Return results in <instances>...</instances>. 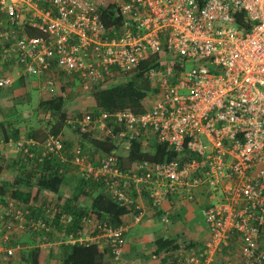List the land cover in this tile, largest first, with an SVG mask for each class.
<instances>
[{"label":"built area","instance_id":"built-area-1","mask_svg":"<svg viewBox=\"0 0 264 264\" xmlns=\"http://www.w3.org/2000/svg\"><path fill=\"white\" fill-rule=\"evenodd\" d=\"M105 8L119 22L106 23ZM150 59L153 104L141 113L86 111L72 126L125 145L166 144L174 158L126 167L119 150L94 153L76 142L72 163L124 207L139 209L134 190L147 191L155 207L168 195L212 201L205 247L183 264H264V0H0V98L30 76L54 94L63 77L47 72L92 90ZM63 138L48 135L44 155L63 153ZM84 222L86 234L68 242L102 245L120 262L128 226ZM236 235L238 253L225 252Z\"/></svg>","mask_w":264,"mask_h":264},{"label":"trees","instance_id":"trees-1","mask_svg":"<svg viewBox=\"0 0 264 264\" xmlns=\"http://www.w3.org/2000/svg\"><path fill=\"white\" fill-rule=\"evenodd\" d=\"M113 17L114 11L112 8L103 9V18L106 23L119 22V20H114ZM241 24L246 25L243 22ZM153 62V59L146 60L132 71L114 75L113 80L115 82L110 85L94 87L92 90L95 103L93 113L101 115L103 112L124 109L136 113L143 112L147 108L148 97L152 95V91L155 92L147 76L148 69ZM49 74L56 79L68 77V75L62 73L58 75L51 72H47L43 77L46 78ZM63 87L64 85L58 94L40 100L39 111L41 115L45 116L46 121L45 119L42 120L44 124L41 122L39 126H33L28 124V118L26 117L14 118L8 116L0 119V161H6L7 158H10L8 154L16 153L17 156L13 158V163L18 169L11 181L2 180L3 164H0V207L8 208L7 215H0V226L10 221L7 227L15 229L16 225L11 226V222L16 219L17 221L14 223H20V220L24 221L30 229H25V232H31L32 235L47 238L55 231H63L69 238L70 235L78 237L81 231L85 232L87 224L84 222V218L86 216L120 226L124 224V216L130 214V212L139 213L135 210V207L121 206L106 192L105 185L102 182L86 177L72 163L74 157L72 149L76 142L65 135L69 113L66 108L67 100ZM24 123L25 125L22 126ZM78 133L83 147L86 146L85 143L90 144L94 153L99 151L117 152L119 150L120 165L126 167H132L135 162L146 160L163 162L174 158L176 155L166 144H142L139 140H133L126 142L125 145L124 143L115 142L112 138L97 139L93 133ZM50 134L64 136L63 141L66 150L63 153L44 155L42 145ZM29 140L30 143H27ZM19 141H25L19 148L11 144H16ZM122 149H127L126 154L122 153ZM23 185L24 189H22ZM32 189L34 190L32 191ZM7 198H9V202H7ZM18 216L20 218L22 216V219H19ZM39 221L44 222L45 226H36L35 224ZM88 231L92 232V229L90 228ZM11 236L10 233L5 234L2 241L5 240V244L8 243L9 245V242L15 239ZM36 236H34L35 246L26 249V251L21 249V252L24 251L18 261L19 264H47L50 250L42 245V242ZM233 238L235 240H232V243L236 242L238 244L237 235ZM174 244L175 241L170 238L156 240L154 255L145 264H166L170 262L179 264L176 258L173 257L172 259L169 254V251L177 246ZM63 248L61 264L118 263L114 259L113 261L106 260L109 249L99 244L77 242L75 244H63ZM3 257L0 258V264H16L15 261V263H9L13 260V255H9L5 259Z\"/></svg>","mask_w":264,"mask_h":264},{"label":"crops","instance_id":"crops-1","mask_svg":"<svg viewBox=\"0 0 264 264\" xmlns=\"http://www.w3.org/2000/svg\"><path fill=\"white\" fill-rule=\"evenodd\" d=\"M22 83L23 82L20 81L19 85L21 86ZM45 93V95L47 96L48 94H51V92L49 91ZM82 98H85V96H82ZM91 150L93 152L92 148ZM126 152V149H122V153L126 154ZM8 156L10 158H7L6 161H0V164H3L1 178L2 180L6 179L7 181H11L18 171L17 167L14 165L15 163H13V158H15L17 154L12 152V155L8 154ZM22 189H24V185L22 186ZM34 189H32V191ZM133 197L135 204L139 206V209L134 206L135 210L139 211L140 216L142 217V221L140 222V225L142 226V228L140 229V243L137 244V247L127 245V251L124 256L125 261H123L122 264H145L154 255V252L156 250V240H158L159 238H165L167 236L175 241L174 245H177L169 251V254L171 255L172 259L173 257L176 258L177 263L179 264H182V259L185 260L186 257L191 255L193 252L199 254L200 251L205 247L208 239V230L204 219V209L212 201L202 196L197 197L194 200H181L174 195H168V199H164L160 207H155L147 191H143L142 193H140V191L134 190ZM7 202H9V198H7ZM4 209H7V207H0L1 211H5ZM139 213L130 212V214L123 217L124 224L128 226V230L135 225L134 216L135 214ZM42 215L45 216V214L43 213ZM164 215H167V217H169V223H164L162 221V217ZM182 218H184V220ZM15 221L17 220L15 219ZM14 222H11V226L16 225L15 229H9L7 227L10 221L7 224L5 223L0 226V258H2V256H4V259L7 258L5 255V250L7 248H12L16 251H20V249H29L36 245L34 239V236L36 235L31 236L33 244H30L27 241H24L22 243L19 240H15L18 236L22 235L23 232L29 233L28 231L25 232V229H30L24 221L20 220V223ZM156 226H162L163 228L160 230H155ZM16 232L20 234H17ZM8 233H10V235H12L11 237L15 239H13L14 242L10 241L9 245L7 243L6 245L8 247H6V245H3L4 240L2 241V238H4V235ZM85 234L86 232L81 231V234H79L78 237ZM36 238L40 242H42V245H45L50 250L46 263L61 264L64 251L63 244H69V238L67 237V235L63 233V231H55L47 238L45 236H36ZM232 240H235V238H232ZM239 245L240 244H236V242H233L232 244L230 243V246L228 248H225L224 251H231L237 254V249H239L240 247ZM54 249H56V252H54ZM130 254L136 257L132 258ZM13 258L15 259L10 261L9 263L16 262L17 264H19L18 261L21 258V254L17 253V255ZM106 260L113 261V258L110 255L109 251H107ZM238 260L239 258L236 259V261ZM4 262H6V260H4ZM166 264L173 263L170 262ZM239 264H241V260Z\"/></svg>","mask_w":264,"mask_h":264},{"label":"rangeland","instance_id":"rangeland-1","mask_svg":"<svg viewBox=\"0 0 264 264\" xmlns=\"http://www.w3.org/2000/svg\"><path fill=\"white\" fill-rule=\"evenodd\" d=\"M187 68L190 69L191 64H188ZM36 80H37L36 76H30V78L22 80L23 83L21 86L19 85V83H15L11 88L3 92V96L0 98V119H3L8 116L14 117V118L16 117L25 118L26 117L28 118V122H29L27 123L32 124L33 126H39L41 122H43L42 124H44V121L42 120L45 119L44 118L45 116L41 115L39 111L40 100L49 98L54 94H58V92L61 91L62 86L64 85L63 88L65 89V96L67 100L66 108L69 113V120H68L66 129H65V132H66L65 135L68 138L74 139L75 142H81V137L78 131H76L72 125H73L74 118H76L78 114L84 113L86 111L94 110L93 106L95 103H94V99L92 95L93 89L84 90L83 85L78 78L72 80L69 77H65V78L63 77L61 81L56 82L55 93L54 94L51 93L50 95L48 94L47 96L45 95L46 94L45 92H48V90L43 92L40 86L36 85L38 83ZM17 90H20V91H17ZM82 96H85V98H82ZM147 103L149 105L153 104L152 99H149ZM13 123H16V122H13ZM23 125H25V123L22 124V126ZM87 148L88 149L91 148V145L88 143L85 149ZM7 212H8V208L5 211L0 210L1 215H7L6 214ZM182 219L184 220V218ZM39 227H42V226H39ZM141 228L142 226L140 225V223L135 224L131 229H129L126 232L125 250L123 253V257L121 258V261L118 262L117 264H122V262L125 261L124 256L127 251V245L137 247V244L140 243V229ZM162 228H163L162 226H156L155 230L156 229L160 230ZM17 234H20V233H17ZM32 234L31 232L30 233L23 232V234L18 236L17 239L15 240H19L21 242L27 241L30 244H33V241L31 239V236H33ZM167 237L169 238V236ZM3 245H6L5 241ZM6 247L8 246L6 245ZM22 252H21V249L20 251L19 250L15 251V254L13 256L15 257L17 253L22 254ZM54 252H56V249H54ZM5 255L7 258L9 257V255L7 254V251H5ZM130 256L132 255L130 254ZM135 257L136 256H132V258H135ZM12 259L14 260L15 258H12ZM22 264H28V263H22ZM132 264H138V263H132Z\"/></svg>","mask_w":264,"mask_h":264},{"label":"clouds","instance_id":"clouds-1","mask_svg":"<svg viewBox=\"0 0 264 264\" xmlns=\"http://www.w3.org/2000/svg\"><path fill=\"white\" fill-rule=\"evenodd\" d=\"M76 130V129H75ZM76 131H78V130H76ZM79 132V131H78ZM66 133V132H65ZM64 137V136H63ZM87 144V143H86Z\"/></svg>","mask_w":264,"mask_h":264}]
</instances>
